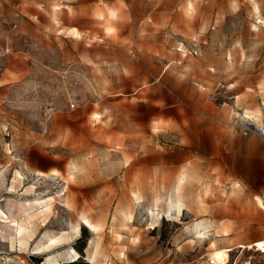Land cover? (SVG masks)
I'll return each mask as SVG.
<instances>
[{
    "label": "rangeland",
    "instance_id": "1",
    "mask_svg": "<svg viewBox=\"0 0 264 264\" xmlns=\"http://www.w3.org/2000/svg\"><path fill=\"white\" fill-rule=\"evenodd\" d=\"M0 209V264H264V0H0Z\"/></svg>",
    "mask_w": 264,
    "mask_h": 264
},
{
    "label": "bare ground",
    "instance_id": "2",
    "mask_svg": "<svg viewBox=\"0 0 264 264\" xmlns=\"http://www.w3.org/2000/svg\"><path fill=\"white\" fill-rule=\"evenodd\" d=\"M180 212V211H179ZM1 214H3V212H2V210L0 209V215ZM8 218V217H7ZM85 225H87V227H91V228H93L94 229V226L90 223V221L89 220H86L85 222ZM19 229V228H18ZM20 229H22V228H20ZM67 258L68 259H71L72 261H75L76 259H78V258H80V254L76 251V250H74V249H70V250H68V252H67ZM58 261V258L56 257V256H54L53 257V260H52V258L48 261H46V263L45 264H59V262H57ZM50 262H52V263H50Z\"/></svg>",
    "mask_w": 264,
    "mask_h": 264
},
{
    "label": "trees",
    "instance_id": "3",
    "mask_svg": "<svg viewBox=\"0 0 264 264\" xmlns=\"http://www.w3.org/2000/svg\"><path fill=\"white\" fill-rule=\"evenodd\" d=\"M82 241V238H80L78 240V243H80ZM85 246H81V247H76V250L80 253L81 257L84 255V250H85ZM81 257L78 258L76 261L74 262H69V263H59V264H88V263H84L81 261Z\"/></svg>",
    "mask_w": 264,
    "mask_h": 264
},
{
    "label": "water",
    "instance_id": "4",
    "mask_svg": "<svg viewBox=\"0 0 264 264\" xmlns=\"http://www.w3.org/2000/svg\"><path fill=\"white\" fill-rule=\"evenodd\" d=\"M62 263H66V262H62Z\"/></svg>",
    "mask_w": 264,
    "mask_h": 264
}]
</instances>
